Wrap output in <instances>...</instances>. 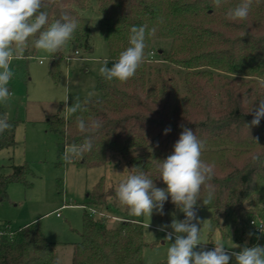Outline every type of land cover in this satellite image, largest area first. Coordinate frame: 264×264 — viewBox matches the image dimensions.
<instances>
[{"label": "trees", "instance_id": "1", "mask_svg": "<svg viewBox=\"0 0 264 264\" xmlns=\"http://www.w3.org/2000/svg\"><path fill=\"white\" fill-rule=\"evenodd\" d=\"M61 3L79 21V27L61 52L50 58L53 81L59 78L68 49L91 51V30L81 14L88 9V0ZM237 3L239 0H227L214 8L212 0H97L103 16L101 35L109 48L108 67L129 46L131 27L155 28V35L146 39L147 59L155 42L170 41L167 54L160 51L158 55H166V63L185 72L184 94L174 77L161 78L159 92L150 86L148 62L126 83L100 78L97 90L101 99L81 100V110L68 119L60 115L48 118L49 131L58 139L59 158L65 160L66 145L81 144L86 135H92V150L82 158L65 160L67 164L102 168L109 153L129 156L140 149L141 154L129 159V167L142 168L157 187L166 188L157 179L158 160L172 154L183 125L205 142L202 159L215 166L210 181L215 198L209 206L203 205L202 198L198 200L196 214L213 210L211 236L232 223L240 237L248 231L254 237L250 223L264 224V163L253 164L250 156L258 153L264 160V118L259 126L248 129L246 124L253 119L247 111L264 99V0L253 4L247 20H227L226 11ZM48 11L51 23L60 8ZM37 51L30 44L25 61ZM4 113L0 107V114ZM77 117L86 122L98 119L103 126L94 134L81 133ZM10 122L12 129L0 135V151L16 146L18 122ZM168 127L171 131L164 134ZM257 138L259 145L254 141ZM11 168L12 175L0 173V200L6 197L9 184L21 181L26 172L25 166ZM115 190L107 188L102 178L88 195L87 204L81 205L90 213L83 216L82 242L74 245L72 264H143L144 226L126 218L116 226L109 225L112 216L105 212L116 213L120 205ZM205 194L202 188L201 196ZM177 209L169 197L164 210ZM259 243L264 246V234ZM0 264H57L56 244L49 242L36 224L25 226L13 237L1 236Z\"/></svg>", "mask_w": 264, "mask_h": 264}, {"label": "rangeland", "instance_id": "2", "mask_svg": "<svg viewBox=\"0 0 264 264\" xmlns=\"http://www.w3.org/2000/svg\"><path fill=\"white\" fill-rule=\"evenodd\" d=\"M81 14L87 19L91 30V51L76 54L68 49L57 81L49 76L51 56L43 52L37 51L28 61H25V56L13 60L11 67L15 74L9 84L12 97L9 105L0 106L8 114L9 120L18 122L16 146L0 151V173L9 176L13 173V165L26 167L23 179L9 184L6 197L0 200V227L7 226L12 232H17L25 226L36 224L46 239L56 244L57 264H72L74 245L82 242L83 216L90 213V209L81 205L87 204L88 195L102 178L107 188H116L128 170L132 169L128 165L129 159L142 153L140 149L129 156L109 153L107 165L94 169L78 168L58 156V139L49 131L48 118L60 115L68 119L72 114H68L66 106L70 107L81 100L101 99L102 95L97 90V83L102 78L99 68L103 60L109 59V48L101 35L103 16L98 11L97 0H88V9ZM170 45V41L155 42L151 50L154 52L153 61L148 62L149 85L159 92L160 79L174 77L180 92L184 94L185 72L166 63V55H158L160 51L167 54ZM66 86L69 98L65 102ZM90 92L94 93L91 97L88 96ZM108 201V205L112 206V200ZM118 208L116 213L105 212L112 216L108 219L110 226H116L124 218L144 226L146 247L143 250V264L166 263L170 242L165 240V236L172 229L169 227L166 232L160 228L170 225L173 219L183 220L184 214L179 209L164 210L163 215L154 211L149 219L146 216H130L121 205ZM94 215L96 218L102 216ZM213 216L211 209H204L197 215L200 221H204L199 226L205 250L207 246H215L216 242H223L229 248L239 246L229 249L230 252L260 244V239L255 235L253 237L250 231L240 237L232 223L211 236ZM200 247L198 245L197 250ZM232 260H235L234 257Z\"/></svg>", "mask_w": 264, "mask_h": 264}, {"label": "clouds", "instance_id": "3", "mask_svg": "<svg viewBox=\"0 0 264 264\" xmlns=\"http://www.w3.org/2000/svg\"><path fill=\"white\" fill-rule=\"evenodd\" d=\"M213 7L219 8L227 3V0H212ZM260 0H239L234 7L228 8L225 18L232 22L247 20L253 4H259ZM59 7L58 18L49 23V9ZM79 27V21L64 9L61 0H0V106L10 103L12 92L9 84L14 77L11 67L13 60L24 57L30 44L35 50L53 56L65 47L73 39L74 33ZM156 29L150 31L147 26H133L130 29L129 46L120 52L119 57L108 67L109 61L103 60L99 68V74L106 81H119L126 83L132 79L138 69L147 59L145 49L146 39L155 35ZM264 84V82H262ZM94 93H88L93 96ZM69 98L68 88L65 87L66 102ZM69 115L81 110V103L77 101L72 106L65 107ZM252 116L247 128L259 126L264 118V99L252 106L247 111ZM76 126L79 132L94 134L102 128V122L98 119H90L87 122L77 117ZM178 141L174 144V151L163 160H158L157 179L163 181L166 188L157 187L140 167L134 166L127 175L120 180L115 190L119 204L127 208L129 215L133 217L146 216L151 219L153 212L164 214V204L169 197L184 214L183 220L173 219L170 225L161 226L160 230L167 232L165 240L169 241L166 253V264H230L235 259V264H264V246H244L242 250L229 251L223 242H216L212 250H205L201 241V227L204 221H200L196 214L197 202L202 198L203 205L209 206L215 198V189L210 181L215 176L214 164L202 159L205 142L198 139L196 134L187 127H183ZM12 129L8 114H0V135ZM171 128H165L164 134H168ZM258 144V138L254 139ZM259 145V144H258ZM93 148L92 135H86L81 144L65 146L64 159L71 162L74 158H82ZM253 164L264 163L260 154L253 153L250 156ZM202 188L206 194L202 197ZM149 226V225H148ZM260 232L264 234V224ZM13 237V232H0V236ZM251 235V234H250ZM174 242H171L173 241ZM201 245L199 250L197 246Z\"/></svg>", "mask_w": 264, "mask_h": 264}, {"label": "built area", "instance_id": "4", "mask_svg": "<svg viewBox=\"0 0 264 264\" xmlns=\"http://www.w3.org/2000/svg\"><path fill=\"white\" fill-rule=\"evenodd\" d=\"M76 54H78V52H76ZM153 56H154V52L153 51H151V53H150V60L149 61H153ZM68 59V58H67ZM69 60V59H68ZM59 216V215H58ZM262 224L260 223V224H258L257 222H251L250 223V226H251V228L253 229V232H254V234H255V236H257L259 239L261 238V236H262V233L260 232V227L259 226H261ZM0 232H5V233H7V232H12L10 229H9V227H7V226H4V227H0ZM13 233H15V232H13ZM0 238H1V236H0ZM214 247L215 246H207V250H212V249H214Z\"/></svg>", "mask_w": 264, "mask_h": 264}, {"label": "crops", "instance_id": "5", "mask_svg": "<svg viewBox=\"0 0 264 264\" xmlns=\"http://www.w3.org/2000/svg\"><path fill=\"white\" fill-rule=\"evenodd\" d=\"M40 64H43V61H40Z\"/></svg>", "mask_w": 264, "mask_h": 264}]
</instances>
